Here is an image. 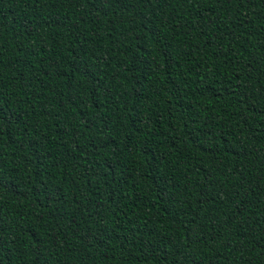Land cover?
<instances>
[{
  "label": "trees",
  "instance_id": "obj_1",
  "mask_svg": "<svg viewBox=\"0 0 264 264\" xmlns=\"http://www.w3.org/2000/svg\"><path fill=\"white\" fill-rule=\"evenodd\" d=\"M0 264H264V0H0Z\"/></svg>",
  "mask_w": 264,
  "mask_h": 264
}]
</instances>
